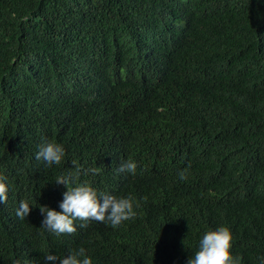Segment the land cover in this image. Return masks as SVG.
Segmentation results:
<instances>
[{
    "label": "trees",
    "instance_id": "1",
    "mask_svg": "<svg viewBox=\"0 0 264 264\" xmlns=\"http://www.w3.org/2000/svg\"><path fill=\"white\" fill-rule=\"evenodd\" d=\"M44 139L60 164L35 159ZM70 171L136 215L48 232L40 205L59 210ZM0 176V264L81 247L93 264H186L220 225L238 264H264V0H0Z\"/></svg>",
    "mask_w": 264,
    "mask_h": 264
},
{
    "label": "clouds",
    "instance_id": "2",
    "mask_svg": "<svg viewBox=\"0 0 264 264\" xmlns=\"http://www.w3.org/2000/svg\"><path fill=\"white\" fill-rule=\"evenodd\" d=\"M35 159L43 161L46 167L58 165L64 159L66 150L62 143L55 140L44 139L37 146ZM75 163V162H73ZM137 163L128 159L122 162L118 172L134 174ZM89 171L95 172V169ZM187 169L180 170L178 175L181 180L186 179ZM56 183L66 186L58 207L40 205L42 215L41 226L48 232L57 236L76 231L74 221L86 226L89 220H96L118 227L124 221L136 215L134 198L131 195L116 196L107 192H99L88 182H77L75 174L68 172L57 178ZM8 184L5 177L0 176V204L7 201ZM31 211L29 203L25 200L19 202L16 215L20 218L28 216ZM233 235L229 227L220 225L208 228L199 237L192 255L186 264H238V257L231 252ZM93 264L92 257L86 254L84 248L69 249L66 254L57 255L46 253L44 264Z\"/></svg>",
    "mask_w": 264,
    "mask_h": 264
}]
</instances>
